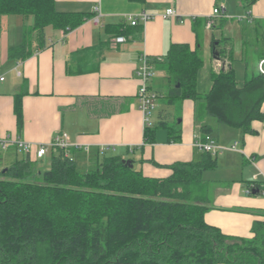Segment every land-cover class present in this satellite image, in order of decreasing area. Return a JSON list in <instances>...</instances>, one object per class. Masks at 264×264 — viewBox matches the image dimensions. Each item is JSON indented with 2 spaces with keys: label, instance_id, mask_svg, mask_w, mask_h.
I'll list each match as a JSON object with an SVG mask.
<instances>
[{
  "label": "crops",
  "instance_id": "crops-1",
  "mask_svg": "<svg viewBox=\"0 0 264 264\" xmlns=\"http://www.w3.org/2000/svg\"><path fill=\"white\" fill-rule=\"evenodd\" d=\"M246 4L245 0H54L57 12L84 14L89 19L67 33L47 27L43 38L30 32L31 17H0V77L4 78L0 82V135L39 147L65 133L73 146L87 148H72L69 155L81 173L96 169L103 156H119L133 162V168L144 176L165 178L171 174L169 166L201 159L202 152L194 147L195 135L201 126H208L217 145L228 148L232 141H240V148L219 153L216 168L202 174L210 202L204 221L227 236L250 239L252 224L264 220V195L258 190L248 193L264 180V118L252 124L255 134L242 135L211 117L195 122L196 103L183 100V106L191 110L192 124L178 130L179 142L170 141L168 126L158 123L149 126L158 127L154 141L145 143L135 73L142 56L161 58L163 63L171 45L185 44L193 50L197 39L203 59L197 78L201 95L209 92L212 73L228 67L235 72V62L243 70L242 82H237L243 83L249 39L256 45L252 51L256 69L264 71V0L248 8ZM95 7L98 21L92 20ZM217 7L223 15L207 28V18ZM168 9L179 18H164ZM140 13L152 19L131 26L127 17ZM245 16L252 21L244 20ZM25 33L30 41L29 57L10 59L9 50L22 43ZM116 37H124L125 42L115 45ZM219 42L230 59L214 58ZM156 69L164 79L163 66L157 64ZM156 76L151 88L165 98L157 91ZM17 94H22L20 130L14 113ZM262 112L264 117V104ZM159 130L166 133L162 139ZM51 153L49 149L42 159H29L48 167ZM24 157L11 144L0 151V171Z\"/></svg>",
  "mask_w": 264,
  "mask_h": 264
},
{
  "label": "trees",
  "instance_id": "trees-1",
  "mask_svg": "<svg viewBox=\"0 0 264 264\" xmlns=\"http://www.w3.org/2000/svg\"><path fill=\"white\" fill-rule=\"evenodd\" d=\"M245 1L249 7L259 0ZM2 16L31 17L30 32L42 38L47 27L67 33L89 19L57 12L54 0H0ZM29 42L25 33L8 57L28 58ZM221 46L217 59H230ZM159 65L169 104L200 100L203 117L242 135L256 133L252 124L264 118V75L257 69L246 72L242 84L231 67L212 73L211 88L201 95L198 39L193 50L171 45ZM21 102L22 94L15 95L18 130ZM157 128L144 129L145 143L154 141ZM166 129L169 140L179 142V131ZM210 133L201 126L202 141H216ZM32 165L26 156L0 171V264H264V220L252 224L250 239L227 236L204 221L210 202L202 174L216 168L217 155L202 152L199 161L175 163L165 178L144 176L119 156H103L96 169L81 173L60 150H52L48 170ZM261 184L251 192H264Z\"/></svg>",
  "mask_w": 264,
  "mask_h": 264
},
{
  "label": "built area",
  "instance_id": "built-area-1",
  "mask_svg": "<svg viewBox=\"0 0 264 264\" xmlns=\"http://www.w3.org/2000/svg\"><path fill=\"white\" fill-rule=\"evenodd\" d=\"M93 14L94 16L92 20L98 21L99 9L97 7L93 9ZM222 15H223V10L221 8L218 7L214 8L211 12V15L207 18L206 21L207 28L212 27L214 20L218 17H221ZM164 18L178 19L179 15L173 9H168L164 14ZM150 19H152L151 15H148L146 13H140L137 16L131 15L127 17L126 20L129 22L131 26H135L139 22L144 24ZM243 19L244 20L246 19L250 22L252 21V18L248 16H245V18L243 17ZM179 22L182 21L179 20ZM113 42L115 45L121 44L125 42V38L116 37ZM159 63H162L161 58L151 59L142 56L140 58V64L137 66L135 70L137 79L139 81V88L137 91L136 98L138 102V109L142 115L143 124L145 127L150 126L151 114L155 108L154 104L159 98L158 93L151 88V82L155 77V66ZM260 73L264 75L263 70H261ZM3 81L4 78L0 77V82ZM11 144L14 145L19 152L23 153L25 156L33 158L34 160L42 159L49 149L62 151L64 157L69 161L73 160L69 156L72 148H74L75 150H82V151L87 150L86 147L81 148L78 146H73L69 141V137L65 133H59L55 135L48 146H39V147H34L31 144L21 142L18 140H11L0 135V151H5ZM238 144L239 143L234 142L230 147L225 148L217 145L216 142L208 136H206L205 140L202 141L200 135L198 136L195 135L194 147L201 152H207V153H211L212 155H218L219 153L227 150L237 151ZM261 185L262 187H264V180L262 181ZM248 193L250 194L251 190H249ZM259 193L261 195H264L263 191H259Z\"/></svg>",
  "mask_w": 264,
  "mask_h": 264
},
{
  "label": "rangeland",
  "instance_id": "rangeland-1",
  "mask_svg": "<svg viewBox=\"0 0 264 264\" xmlns=\"http://www.w3.org/2000/svg\"><path fill=\"white\" fill-rule=\"evenodd\" d=\"M248 8V7H247ZM236 21V19H235ZM243 23H245V21H243ZM256 45L253 44L252 41H250L249 39V44L247 45V51H248V60H247V64H248V73H250L251 71H256V59L252 56V51L253 48ZM251 57V58H250ZM235 76H236V80L238 82H242V66L241 64H239V62H235ZM157 76H156V81L159 83L160 87H159V92L163 93V96H165L167 94V90L168 88L165 85V81L164 79L161 77L160 73H157V69L155 70ZM155 74V75H156ZM203 102H201L200 100L196 101V116L198 118V120H203ZM155 108L153 110V116L150 119V126L152 125H156L158 126V123H164L166 124V126L168 127H174L175 130H185L191 127L192 124V114H191V110L189 108V106H183V100H179L178 102H176L175 104H169L167 103L166 98L163 97H159L158 100L155 102L154 104ZM213 120L215 121V119L213 118ZM222 126V125H221ZM158 135H160L161 139L164 138L166 136V133L163 130H159L158 131ZM226 139H228L225 136ZM156 140H158L156 138ZM166 142V141H165ZM231 142V141H230ZM237 143H240V141H236ZM234 143V141H232V143L230 145H232ZM228 145V146H230ZM227 147V146H226ZM240 148V146L238 147ZM33 169L43 172L45 170L49 169V165L48 167H46L43 164H41L40 162H34L33 163ZM88 170H94L93 168L88 169ZM85 172V171H83Z\"/></svg>",
  "mask_w": 264,
  "mask_h": 264
},
{
  "label": "water",
  "instance_id": "water-1",
  "mask_svg": "<svg viewBox=\"0 0 264 264\" xmlns=\"http://www.w3.org/2000/svg\"><path fill=\"white\" fill-rule=\"evenodd\" d=\"M213 56H214L215 59L218 58V53H217L215 50H213ZM177 87H179V86L177 85ZM123 162H124L125 165H127L129 168H133V165H132V163H131L130 160H123Z\"/></svg>",
  "mask_w": 264,
  "mask_h": 264
}]
</instances>
